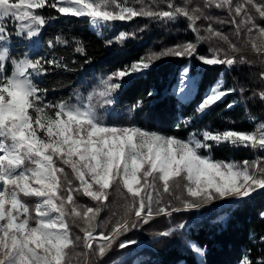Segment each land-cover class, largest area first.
Listing matches in <instances>:
<instances>
[{
	"label": "snow or ice",
	"instance_id": "6c2138e0",
	"mask_svg": "<svg viewBox=\"0 0 264 264\" xmlns=\"http://www.w3.org/2000/svg\"><path fill=\"white\" fill-rule=\"evenodd\" d=\"M213 9L225 15H213ZM45 10L54 14L46 17ZM137 17L161 23L183 18L194 40L159 51L150 48L103 74L86 95L74 91L67 98L48 99L50 89L43 86V79L58 69L73 70L56 49L71 43L73 53L87 55L82 42H70L62 34L48 39L47 51L41 52L42 34L51 21L85 18L94 34L102 37L115 30L116 22ZM201 20L206 27L198 26ZM216 24L230 25L236 39ZM134 36L120 31L105 39V47H123ZM241 38L243 47H250L264 66V0H201L195 5L192 0L180 4L134 0L133 5L128 0H0V264H102L114 246L121 250L135 246L137 241L121 237L156 217L221 201L238 205L264 192V119L248 107L257 102L264 105V87L249 92L244 86H226L224 79L237 64L255 63L242 54L243 47L237 43ZM20 43L26 50H18ZM205 43L209 46L201 54L199 48ZM167 58L195 59L201 67L224 69L193 114L181 115L173 125L175 132L186 131V135L112 120L110 109L119 93ZM90 63L92 58H86L84 64ZM191 73L189 63L172 90L181 107L190 102L193 88L199 94V82ZM257 80L264 85V68ZM237 92L239 99L225 107L242 106L253 126L250 130L192 128L196 118ZM154 95L147 92L149 98ZM143 107L141 98L129 111L138 113ZM224 145L255 155L240 161L216 159L213 149ZM113 192L118 202L110 208ZM84 197L92 203H81ZM106 208L111 216L101 222ZM259 215L264 220V211ZM73 227L79 232L74 233ZM186 228L187 223H180L158 235L169 237ZM259 243L264 245V235ZM184 246L193 264H204V248L187 237ZM251 251L238 264H264V255L253 260Z\"/></svg>",
	"mask_w": 264,
	"mask_h": 264
},
{
	"label": "trees",
	"instance_id": "16d2710c",
	"mask_svg": "<svg viewBox=\"0 0 264 264\" xmlns=\"http://www.w3.org/2000/svg\"><path fill=\"white\" fill-rule=\"evenodd\" d=\"M183 0H175L180 4ZM130 5L134 0H128ZM139 6V5H134ZM53 10H45L44 15H52ZM200 21L197 23L199 24ZM229 31L230 25H223ZM141 29H143L141 31ZM135 33L129 38L123 47L114 45L105 47V39L112 38L118 32ZM62 34L70 42L75 39L82 42L86 56L73 53V47H58L57 56L63 55L66 62L73 70L64 71L58 69L43 79V86L50 89L48 99L67 98L73 95L74 91L86 95L93 86H97L99 79L105 73L139 58L147 50L159 51L162 47H168L180 41H192L194 35L187 29V21L183 18L176 22H156L147 18L137 17L129 22H116L115 30L105 32L104 36L98 37L90 29L85 18H61L51 21L44 29L40 48L41 52L47 51L46 41ZM208 44L205 43L199 48L201 54H205ZM18 50H26L25 44L20 43ZM248 60L255 63L237 64L235 70L228 71L224 79L226 86L235 85L237 88L244 86L249 89L264 87L257 80L259 71L264 68L260 65L256 55H244ZM91 57L92 63L84 64L86 58ZM75 59L76 64L71 61ZM192 65V75L199 82V94L194 88L190 102L183 107L176 103V97L172 95V87L177 82L180 70L187 64ZM224 72L222 66L209 68L201 67L200 63L192 59L167 58L158 63V66L144 74V76L133 82L115 98L116 102L111 107V119L120 123H135L145 129L156 130L165 134H173L184 137L186 131L175 132L173 125L178 117L190 116L196 105L201 100L205 90ZM64 85L60 87L59 85ZM55 89V91H51ZM152 91L154 96L149 98L147 92ZM143 98V110L138 113L129 111L137 100ZM239 99V92L227 97L224 103L212 107L205 115L195 119L192 128H203L211 126L213 129L235 128L236 130H250L253 126L245 118V111L242 106L232 109L225 107L228 101ZM249 109L253 115L264 119V105L259 102L250 104ZM106 119L108 112L103 113ZM234 120L235 124L228 121ZM216 159H251L255 153L246 149H232L228 145L213 149ZM118 196L115 192L111 197L110 208L115 207ZM81 203L91 204L92 202L84 197ZM110 208H106L100 214V221L105 222L111 216ZM264 211V192L254 194L252 199H245L238 205L229 206L227 203L204 206L199 211H181L173 213L171 218L162 216L159 221L154 219L147 225L133 229L130 240L141 242L138 245L125 250L118 249L115 253L107 254L102 264H112L116 261L121 264L127 261L128 264H193L192 254L184 246V237L194 240L206 250L202 258L204 264H238L242 255L251 249V258L264 255L260 249L264 247L259 243V237L264 235V220L260 218V212ZM223 217V220L218 218ZM156 222H160L156 225ZM180 223H187L188 228L177 230L172 236L161 237L158 233L169 228H175ZM107 231V229H101ZM73 232L78 233L79 229L73 227ZM126 236V234L124 235Z\"/></svg>",
	"mask_w": 264,
	"mask_h": 264
},
{
	"label": "rangeland",
	"instance_id": "374dc122",
	"mask_svg": "<svg viewBox=\"0 0 264 264\" xmlns=\"http://www.w3.org/2000/svg\"><path fill=\"white\" fill-rule=\"evenodd\" d=\"M182 2H183V1H182ZM192 2H193V5H195V4L201 3V0H192ZM212 14H213V15H217V16H221V17H223V16L225 15L224 13L219 12L218 10H215V9L212 10ZM198 26H200V27H202V28H203V27H206V26H207V22L201 20V21L199 22ZM89 27H90V25H89ZM215 27L218 28V29L222 28V30H223L226 34H229V35H230V38H232L233 40L236 39L234 36H232V31H233V30L229 31L225 26H221L220 24H216ZM90 29L94 32V30H93L91 27H90ZM201 34L203 35V32H201ZM237 43H238V44H241V46L243 47V38H241L240 41H237ZM242 54H243V55H252V56L255 55V54L251 51L250 47H243V52H242ZM180 71H181V70H180ZM179 73H180V72H179ZM177 85H178V79H177V82L173 85L171 91L173 90V88L177 87ZM193 89H194V88H193ZM193 89H192V92H193ZM191 96H192V95H191ZM222 203H225V202H223V201H221V202H215V203L210 204V205H218V204H222ZM174 204H175V206H178V207H179V204H178V203L174 202ZM206 206H209V205H206ZM193 210H194V211H199V209H192V210H188V211H193ZM161 217H162V216H159V217H156L155 219H157V220L159 221V219H160ZM166 217H167V216H166ZM168 218H169V217H168ZM170 218H171V217H170ZM159 223H160V222H156L155 224L158 225ZM131 233H132V231H130L129 233H127L126 236H122V237H121V240H130V239H131V238H130V234H131ZM139 243H141V242H138L136 245H138ZM141 244H143V243H141ZM118 249H119V247H118V245H116V246L113 247V249H112L108 254H110V253H115ZM134 264H136V262H134Z\"/></svg>",
	"mask_w": 264,
	"mask_h": 264
}]
</instances>
